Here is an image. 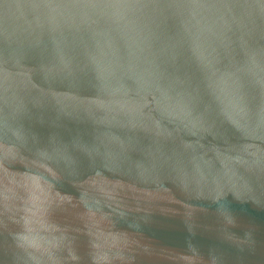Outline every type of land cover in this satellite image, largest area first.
<instances>
[{"label":"water","instance_id":"95a60500","mask_svg":"<svg viewBox=\"0 0 264 264\" xmlns=\"http://www.w3.org/2000/svg\"><path fill=\"white\" fill-rule=\"evenodd\" d=\"M0 264H264V0H0Z\"/></svg>","mask_w":264,"mask_h":264}]
</instances>
